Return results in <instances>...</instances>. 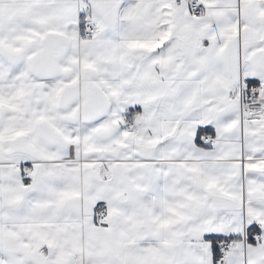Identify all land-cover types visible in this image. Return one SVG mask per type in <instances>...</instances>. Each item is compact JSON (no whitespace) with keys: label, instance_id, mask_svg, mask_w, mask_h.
Returning a JSON list of instances; mask_svg holds the SVG:
<instances>
[{"label":"snow or ice","instance_id":"6c2138e0","mask_svg":"<svg viewBox=\"0 0 264 264\" xmlns=\"http://www.w3.org/2000/svg\"><path fill=\"white\" fill-rule=\"evenodd\" d=\"M0 264H264V0H0Z\"/></svg>","mask_w":264,"mask_h":264}]
</instances>
